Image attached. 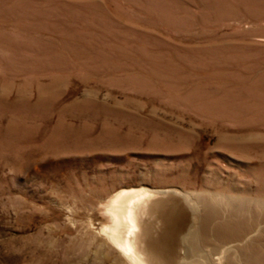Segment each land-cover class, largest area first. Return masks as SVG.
<instances>
[{"label": "rangeland", "instance_id": "1", "mask_svg": "<svg viewBox=\"0 0 264 264\" xmlns=\"http://www.w3.org/2000/svg\"><path fill=\"white\" fill-rule=\"evenodd\" d=\"M131 188L174 264H264V0H0V264H131Z\"/></svg>", "mask_w": 264, "mask_h": 264}, {"label": "bare ground", "instance_id": "2", "mask_svg": "<svg viewBox=\"0 0 264 264\" xmlns=\"http://www.w3.org/2000/svg\"><path fill=\"white\" fill-rule=\"evenodd\" d=\"M170 192L176 193L175 190L152 191L144 188L122 189L114 194L109 201L108 211L112 214L115 224L105 231L110 240L122 250L131 264H174L169 258L168 246L155 248L154 246L151 247L149 242L148 244L145 243V241H148L145 234L147 227V220L144 216L146 206L154 196L160 193L169 194ZM188 193L186 196L193 201L194 198L190 194L188 195ZM155 202L158 204L160 202L159 198ZM136 208H141V212ZM157 259L158 261H156ZM177 263L179 264V262Z\"/></svg>", "mask_w": 264, "mask_h": 264}]
</instances>
